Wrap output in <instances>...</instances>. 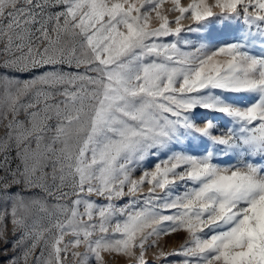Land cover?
<instances>
[{
  "label": "snow or ice",
  "instance_id": "obj_1",
  "mask_svg": "<svg viewBox=\"0 0 264 264\" xmlns=\"http://www.w3.org/2000/svg\"><path fill=\"white\" fill-rule=\"evenodd\" d=\"M149 252L264 264V0H0L3 264Z\"/></svg>",
  "mask_w": 264,
  "mask_h": 264
},
{
  "label": "rangeland",
  "instance_id": "obj_2",
  "mask_svg": "<svg viewBox=\"0 0 264 264\" xmlns=\"http://www.w3.org/2000/svg\"><path fill=\"white\" fill-rule=\"evenodd\" d=\"M181 2L183 4V6H187L191 2V0H181ZM209 2L213 3L214 0H209ZM163 7L165 9H168V8L171 7V4L170 3H165V5ZM57 10L58 9H55V8L52 9V11H57ZM215 11L218 12V9L215 10ZM175 15H176V13H171L169 15V18L170 19H174ZM153 26H156V22L155 21H153ZM217 27H219L218 24H217ZM221 162L226 163L227 161H221ZM151 163H152V161H148L146 166H151ZM139 175H140V169L138 168L136 170V172L134 173V176L138 178ZM178 190L182 191L183 189H178ZM12 191H16V189H12ZM145 194H147V188H145V192L142 193L141 195H145ZM92 199L96 200L98 203H103L104 202L102 199L97 198V197H92ZM125 199H127V198H125ZM117 203L123 204L124 201H119ZM38 215H42V214H38ZM40 223H42L43 225L47 226V220L46 219L43 220V221H40ZM9 229H11V224L10 223H9ZM9 238L12 239L11 234L9 235ZM71 239H72L71 236H66L65 237V240H71ZM164 239L167 240V242H168L166 250L167 251H172L173 248H178L180 246V244L183 243V241L185 239V234L177 233V234H173L172 236L165 237ZM42 247H43V244L41 243L40 247H38L37 250H36V254L37 255L39 254V252H40ZM78 250L81 251V252L84 251L83 248H80ZM45 255H47L46 252H45ZM146 258L148 259L149 264H153L152 253L151 252L147 253ZM6 259H7V257L0 255V264H3V261L6 260ZM34 259H35V257L31 258L29 260V264H33ZM105 260L108 262V264H134V261H132V260L126 258V257H122V256H109V255L105 254ZM65 264H74V261H73V259H72L70 254H69L68 259L65 261Z\"/></svg>",
  "mask_w": 264,
  "mask_h": 264
}]
</instances>
